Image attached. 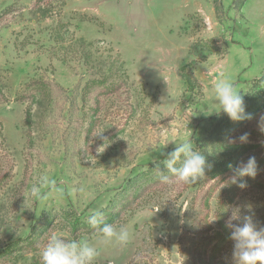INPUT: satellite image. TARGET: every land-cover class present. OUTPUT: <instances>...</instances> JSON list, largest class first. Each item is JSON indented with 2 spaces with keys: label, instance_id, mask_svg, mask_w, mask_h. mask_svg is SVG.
<instances>
[{
  "label": "rangeland",
  "instance_id": "obj_1",
  "mask_svg": "<svg viewBox=\"0 0 264 264\" xmlns=\"http://www.w3.org/2000/svg\"><path fill=\"white\" fill-rule=\"evenodd\" d=\"M213 2L0 0V264H42L53 231L92 243L94 264H233L228 224L264 226V107L212 112L221 75L257 95L264 0ZM188 138L205 177L161 183L166 143ZM252 156L257 176L232 184ZM43 176L55 188L35 199ZM97 209L127 245L82 229Z\"/></svg>",
  "mask_w": 264,
  "mask_h": 264
},
{
  "label": "clouds",
  "instance_id": "obj_2",
  "mask_svg": "<svg viewBox=\"0 0 264 264\" xmlns=\"http://www.w3.org/2000/svg\"><path fill=\"white\" fill-rule=\"evenodd\" d=\"M206 74H210V70ZM213 89L218 109L212 112L217 114L221 111L232 121L240 120L245 114V104L241 91L226 77L214 79ZM211 112V113H212ZM241 143L247 142L248 133L239 137ZM175 148L167 153L161 161L168 174H161L159 179L163 184L173 183V179L186 185H193L205 177L208 161L205 154L195 149L191 138L180 143L175 140ZM163 154V153H161ZM258 173V165L254 156L249 157L247 162L242 163L234 170L231 183L240 188L247 186L245 177L255 178ZM55 181L47 176L39 179L30 190V195L35 199H42L41 189L45 186H53ZM60 192V189H55ZM233 220L239 219V213H234ZM88 223L99 230L105 243L115 242L119 245H127L130 241V232L127 227L119 229L111 224L104 223V214L100 210H94L88 217ZM101 225H103L101 227ZM232 228L231 239L234 241L233 264H264V226L257 227L251 216H244L239 224H228ZM99 255L98 249L88 240L68 239L64 233L53 231L40 251L42 264H94Z\"/></svg>",
  "mask_w": 264,
  "mask_h": 264
},
{
  "label": "trees",
  "instance_id": "obj_3",
  "mask_svg": "<svg viewBox=\"0 0 264 264\" xmlns=\"http://www.w3.org/2000/svg\"><path fill=\"white\" fill-rule=\"evenodd\" d=\"M213 4H214V9L215 11H217L220 8V4L216 3V0H213ZM95 83V82H93ZM251 89L256 90L257 91V95L255 96H246L243 97L244 99V104H245V112H248L249 110L252 111L253 110H257L256 108L259 107L260 109L262 107H264V74L261 75L259 78H256L252 81V86ZM258 105V106H257ZM256 107V108H255ZM253 109V110H252ZM25 124L27 125V127H30L31 124V116L29 111H26L25 114ZM149 174V175H148ZM144 180L146 182H149L152 178V174L148 173ZM158 177V174L156 175L155 179ZM140 178V177H139ZM154 179V178H153ZM119 214L116 212L115 214H109L107 216V219L104 221V223L106 224H111V225H115L116 223H118L119 221ZM103 225H101L102 227ZM82 229H85L84 231H86L87 233H100L98 229L93 228L91 225H85L82 226ZM76 230V227H73V231Z\"/></svg>",
  "mask_w": 264,
  "mask_h": 264
}]
</instances>
